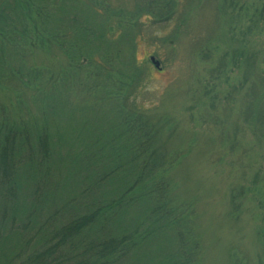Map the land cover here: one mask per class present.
I'll list each match as a JSON object with an SVG mask.
<instances>
[{"label": "trees", "instance_id": "obj_1", "mask_svg": "<svg viewBox=\"0 0 264 264\" xmlns=\"http://www.w3.org/2000/svg\"><path fill=\"white\" fill-rule=\"evenodd\" d=\"M131 1V11L106 0H11L0 8V88L13 76L8 99L24 90L36 107L23 112L0 104V264H196V212L175 198L171 172L177 161L157 144L160 122L136 106L143 74L123 57L124 50L136 49L142 19L176 21L179 30L187 17L177 0ZM65 2L80 10L72 6L66 23H51L65 12ZM253 14L264 22V5ZM50 43L68 59L58 74L18 67L25 50ZM66 75L72 92L100 96L115 111L112 153L103 144L90 158L83 147L73 153L62 143L63 130L52 121L60 99L53 94L64 90ZM16 100L28 104L19 95ZM257 101L264 97L249 99L250 110ZM244 193H232V216L240 213ZM51 207L61 226L47 233L38 218Z\"/></svg>", "mask_w": 264, "mask_h": 264}, {"label": "rangeland", "instance_id": "obj_2", "mask_svg": "<svg viewBox=\"0 0 264 264\" xmlns=\"http://www.w3.org/2000/svg\"><path fill=\"white\" fill-rule=\"evenodd\" d=\"M106 1L115 8H134L131 0ZM177 1L186 26L178 30L176 21L159 25L144 18L136 49L124 50L123 57L143 74L135 104L154 123L160 122L157 144L177 161L171 172L175 198L196 212L201 247L196 264H264V102L257 101L251 110L248 103L264 97V22L253 14L264 0ZM8 2L11 6V0H0V8ZM72 6L79 8L65 2V12L56 13L50 22L66 23ZM11 10L7 15L15 20ZM63 29L58 25V31ZM20 57L19 68L38 67L53 74L68 63L58 43L34 45ZM152 57L161 72L152 65ZM14 79L0 88V104L35 111L30 92L16 89L8 99ZM64 85L60 94H53L60 103L52 117L63 130L64 146L73 153L83 147L90 158L103 144L106 153L115 151V111L100 96L87 97L79 88L72 92L69 75ZM16 95L28 104L19 105ZM248 112L254 115L248 118ZM257 113L261 124L255 122ZM240 188L245 196L239 200L240 213L232 216L231 196ZM52 207L38 218L47 233L61 226L58 218L53 221Z\"/></svg>", "mask_w": 264, "mask_h": 264}, {"label": "water", "instance_id": "obj_3", "mask_svg": "<svg viewBox=\"0 0 264 264\" xmlns=\"http://www.w3.org/2000/svg\"><path fill=\"white\" fill-rule=\"evenodd\" d=\"M152 63L154 64V66L159 69L160 68V63L156 62L154 58L151 59Z\"/></svg>", "mask_w": 264, "mask_h": 264}]
</instances>
